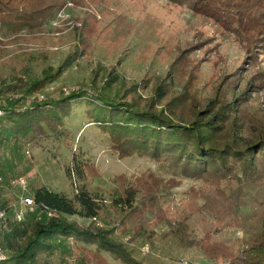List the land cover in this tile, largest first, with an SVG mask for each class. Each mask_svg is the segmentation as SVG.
<instances>
[{"label": "rangeland", "instance_id": "rangeland-1", "mask_svg": "<svg viewBox=\"0 0 264 264\" xmlns=\"http://www.w3.org/2000/svg\"><path fill=\"white\" fill-rule=\"evenodd\" d=\"M12 1L25 10L26 5L35 8L45 2L49 6L59 0ZM61 6L41 28L25 27L16 35L0 20V176L4 180L0 209L8 211L0 241L8 264H75L73 241L61 237L35 261L19 263L14 258L28 224L49 218L41 210L26 213L21 197L27 194L15 184L19 179L27 182L30 195L41 185L71 200L86 188L104 208L101 227L113 230L111 239L126 246L143 264H215L198 247L180 245L165 220L183 221L195 242L208 238L214 244L226 243L237 253L241 239L237 235L242 230L222 228L190 200L203 184L150 155L119 157L109 137L88 122L84 103L75 105L76 114L68 119L71 134L59 139L17 140L10 132L8 114L11 108L20 109L33 101L46 104L77 90L120 98L133 89L149 99L160 85L170 86L185 107L200 109L219 95L231 98L244 91L246 110L262 113L264 39L250 48L251 37H244L246 27H234L237 31L231 32L210 16L167 0H63ZM49 73L57 74L56 79L41 91L30 92ZM76 163L86 164L88 177L76 174ZM123 175L133 187L148 190L151 183L155 205L154 210L132 213L127 226L118 228L123 213L112 207L113 192L123 188L117 189L114 180H123ZM137 199L142 200L141 196ZM196 205L203 202L197 200ZM13 206L23 210L22 221L9 212ZM66 216L83 228L91 224L80 214ZM146 246L149 253L144 252ZM104 256L109 264H120Z\"/></svg>", "mask_w": 264, "mask_h": 264}, {"label": "trees", "instance_id": "trees-1", "mask_svg": "<svg viewBox=\"0 0 264 264\" xmlns=\"http://www.w3.org/2000/svg\"><path fill=\"white\" fill-rule=\"evenodd\" d=\"M167 1L210 16L231 32L237 31L234 27H246L248 35L244 37H251L250 48L264 39V0ZM61 3L63 0L47 6L39 2L35 8L26 5L24 10L12 0H0V20L14 35L25 27L32 31L47 23ZM56 77L57 74H47L30 92L41 91ZM243 93L231 98L219 95L200 109L185 107L183 98L176 96L170 86H156L149 99L138 96L133 89L120 98L77 90L46 104L33 101L20 109H9L10 132L17 140L63 138L71 134L67 125L76 114L75 105L84 103L85 117L109 137L114 153L121 158L150 155L166 161L179 175L203 184L204 188L190 199L197 211L213 218L222 228L236 227L243 234L235 253L226 243L214 244L208 238L193 241L181 220L163 221L180 245L198 247L215 264H264V112L247 111ZM76 165V174L82 179L88 177L86 164ZM120 178L123 180L114 181L117 189H123L113 192L112 203L116 211L123 213L118 228L127 226L132 213L154 210L155 205V195L149 190L151 183L147 190L130 185L125 175ZM32 195L38 210L44 206L53 216L33 219L28 224L14 252L19 263L35 261L52 249L55 238L61 237L73 241L75 264H109L105 254L120 264H143L126 246L111 239L113 230H104L92 221L100 220L104 208L86 188L77 191L71 200L41 185L32 189ZM197 200L203 205H196ZM77 214L90 219L91 224L83 228L66 218Z\"/></svg>", "mask_w": 264, "mask_h": 264}, {"label": "built area", "instance_id": "built-area-1", "mask_svg": "<svg viewBox=\"0 0 264 264\" xmlns=\"http://www.w3.org/2000/svg\"><path fill=\"white\" fill-rule=\"evenodd\" d=\"M40 99L42 100L43 98H40ZM2 115H3V113L0 111V118L2 117ZM15 184L21 188L23 194H27L26 196L21 197V201L23 203V207L25 208L26 213L34 214L38 210V208L35 204L33 195H30L27 182L24 179H19L15 182ZM3 185H4L3 177L0 176V189H2ZM11 211H13L15 213V217L17 220L22 221L23 216H24L23 210H18L17 208H15L13 206L10 208L9 212H11ZM41 211L44 212L48 217L53 216V212L44 206H42ZM7 219H8V211L5 209H0V232L6 228ZM92 221L96 222L97 225L99 227H101L99 220L92 219ZM237 236L242 238L243 235L239 232ZM144 252H146V253L150 252L149 246H146L144 248ZM0 264H8V258L6 256V253H5L3 246L1 244V241H0ZM184 264H188V263L185 262Z\"/></svg>", "mask_w": 264, "mask_h": 264}]
</instances>
